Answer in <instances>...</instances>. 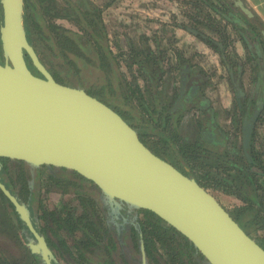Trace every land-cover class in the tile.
<instances>
[{
  "label": "trees",
  "instance_id": "trees-1",
  "mask_svg": "<svg viewBox=\"0 0 264 264\" xmlns=\"http://www.w3.org/2000/svg\"><path fill=\"white\" fill-rule=\"evenodd\" d=\"M215 1L194 0L193 4L199 9L198 3L208 5L214 14L226 16L228 10L216 7ZM23 19L29 44L54 80L78 86L109 106L137 131L145 146L146 140L152 142L153 148H148L151 152L193 177L205 190L219 191L236 199L240 205L229 214L250 237L252 233L264 232V151H251L250 147L252 162H248L232 147L214 153L206 144L192 141L188 136L177 137V132L167 134L171 114L159 110L160 103L149 105L141 88L136 84L132 87L118 72L116 61L122 54L111 52L102 10L91 0H24ZM57 20L71 23L76 30L59 25ZM233 25L238 27L236 23ZM25 59L34 74L40 76L27 55ZM0 64H3L1 49ZM126 64L137 68L147 83L146 89L158 95L160 102L173 89L166 78L171 76L173 68L148 45L137 51L129 44ZM177 66L181 71L189 65L181 61ZM93 78H100L102 83L106 82L105 86L98 88ZM201 79L192 80V84L201 83ZM133 97L139 100L138 106L133 104ZM202 102H196L195 108L202 111L205 105ZM178 128L177 123L173 130ZM190 160L194 166L189 164ZM5 161L0 159V179ZM40 167L46 169L38 175L45 179L46 193H59L61 197L56 206L43 204L40 199L35 205L40 233L48 230L50 234L47 239L53 264H209L185 237L152 212L130 211L125 206L126 212L109 205L97 187L92 189L94 184L81 176L64 168ZM185 167L188 172L184 171ZM196 168L202 169L201 174H195ZM0 198L10 205L8 208L2 202L4 209L9 214L14 212L1 192ZM47 217L53 219L49 225ZM12 221L21 220L13 215ZM255 241L264 250V236ZM18 249L20 255L5 250L9 258H2L4 251L0 250V264H23L24 258L30 264H44L28 248Z\"/></svg>",
  "mask_w": 264,
  "mask_h": 264
},
{
  "label": "water",
  "instance_id": "water-1",
  "mask_svg": "<svg viewBox=\"0 0 264 264\" xmlns=\"http://www.w3.org/2000/svg\"><path fill=\"white\" fill-rule=\"evenodd\" d=\"M237 5L251 15L240 1ZM0 7V159L22 162L30 170L45 165L81 176L112 204L155 214L209 264H264L263 248L207 190L151 152L109 106L78 86L54 80L26 38L24 0H0ZM26 55L40 76L30 71ZM246 124L245 150L253 127ZM0 192L34 236L31 253L52 264L26 206L1 180Z\"/></svg>",
  "mask_w": 264,
  "mask_h": 264
},
{
  "label": "rangeland",
  "instance_id": "rangeland-1",
  "mask_svg": "<svg viewBox=\"0 0 264 264\" xmlns=\"http://www.w3.org/2000/svg\"><path fill=\"white\" fill-rule=\"evenodd\" d=\"M91 1L97 4L102 10V19L106 28L108 41L110 42L108 46H110L115 55L122 54V56L117 58L116 61L118 72L123 74L126 82L132 85V87L136 84L141 88L145 100L149 105L153 106L154 104L149 90L146 89V81L143 79L142 74L136 70V67L130 68L126 64L129 55V44L137 51L142 49L145 44L148 45L153 52H159L164 63L172 66L173 69L176 68V62L179 59L178 56L180 54L181 60H186L188 64L201 69L208 77V81L203 86L202 92L215 108L219 124L229 130V132H234L239 146L240 124L237 121L236 129L234 128V122L232 121L234 101L232 99L229 74L221 61L220 52L218 50V47L224 46L223 54L227 55V59L231 62L233 57H231V55H233L231 49H234L235 51L238 47L241 48V44L238 42L239 35L233 31L231 26H229L231 24L228 20H215L214 15L213 18L211 17L214 20H210L208 19L209 16H207L208 10L206 7L201 6L199 11H195V8L186 0ZM109 2H111V5L106 6ZM198 5L200 6L199 3ZM193 18H195V20H191ZM196 18L200 19L196 20ZM56 22L67 29L76 30L71 23L65 20H57ZM223 23L228 36V40L226 41L210 29H221L220 24L223 25ZM1 24L2 20L0 21V26ZM200 45H202L203 48ZM174 76L178 78V73L176 71L174 72ZM113 78L115 77L113 76ZM92 82L98 88L105 86L104 84L106 83H102L100 78H93ZM107 88L108 87L105 89ZM133 100V104L138 106L139 100L137 99L136 101L134 97ZM139 109L141 108L139 107ZM168 127L171 131L168 130L169 132L167 131V134L179 133L177 137L182 138L187 136L188 131L185 122L180 123L179 128L176 131L173 130L172 124H169ZM146 145L150 149L153 148V144L149 140H146ZM171 153V150L168 149V154L171 155ZM167 162L170 163L169 161ZM189 164L194 166L192 160H190ZM199 167L202 168V166ZM201 170L202 169L198 170L196 168V171L194 172L198 175L201 174ZM208 192L226 209L227 212H231L235 206L240 205L236 199L224 195L219 191L209 189ZM43 195L50 196V194L44 193ZM53 197L54 196L51 198ZM3 230H5V232ZM8 231H10L12 236L16 234L15 230L10 226L9 212L4 209L0 199V235H5ZM261 236H264V232L251 234L253 239ZM6 247L7 244L0 241V250L4 251L3 258L10 257L8 252L5 251L7 250L5 249ZM16 253H18V251ZM19 253L21 254L20 251ZM19 253L17 255H20ZM22 261L23 264H30L26 258Z\"/></svg>",
  "mask_w": 264,
  "mask_h": 264
},
{
  "label": "flooded vegetation",
  "instance_id": "flooded-vegetation-1",
  "mask_svg": "<svg viewBox=\"0 0 264 264\" xmlns=\"http://www.w3.org/2000/svg\"><path fill=\"white\" fill-rule=\"evenodd\" d=\"M110 5L111 2L106 4V6H110ZM109 43L110 42L108 41V45ZM219 52H220L221 61L223 62L224 66L228 71L229 81L232 89L231 92L232 95L234 96V98H232L234 101V110L232 113V121L234 122L233 123L234 128L236 129L237 121L240 124L239 146L237 144L238 140L236 135H234V132L233 131L229 132V130H227L225 127L219 124L217 120V113L215 111V108L212 106L210 100L206 98L204 96V93L202 92L203 86L208 81V77L198 67L188 64L186 60H181V54L178 56L179 59L176 62V68L173 69V72L170 74L171 76L166 75L167 76L166 78L170 80L171 84H173L172 86L173 89L168 90V92H166L163 95L161 102L159 101V96L158 95L155 96L154 93L151 94V99L152 102L155 104L160 103V105H158L159 110L163 112L169 111V113L171 114V116L168 114L170 116L169 122L170 125L172 124V127L176 126L177 123L178 125H180V123H184V122L186 123L187 131L189 132V133L187 132V136L190 140L196 142L198 141L200 143L206 144L207 147H210L212 149V152L214 153H218L225 148L232 147L234 150L241 152L248 162H252L251 151H255V150L264 151V144H263L264 143V105L250 103L251 101V98L249 97L250 95L248 96L243 95V97L241 96L238 97V93H241V91L244 92L245 89L243 90L238 86H236L235 81H233L232 79V76L230 77V68L231 67L237 68V66L239 65V63L235 60L237 59L236 58L237 56L235 55V51L234 49L233 50L231 49V53L233 54L231 55V57L233 56L231 62L229 59H227L226 56H224L222 49H219ZM181 61L187 62L189 66L188 68L178 71L177 64L178 62ZM170 68L173 67L170 66ZM29 69L34 74V72L30 67ZM175 71L178 73V78L174 76ZM198 71L200 74L197 73ZM186 77L189 78V80H186ZM199 77L202 78L201 79L202 82L197 84L193 83L194 84L193 85L192 80L199 79ZM58 83L62 85L74 87L73 84L70 85V83L67 84L61 82ZM251 91L254 92L255 91L254 88L249 89L246 92V94L250 93ZM199 101H203L202 103L205 104L202 108V111L195 108L196 102ZM259 107H261V109L257 114L255 120L252 121L251 119ZM247 122H251L253 127L250 134L249 146L245 150L243 146L242 132ZM250 147L252 148L251 151H250ZM246 154L250 160L247 158ZM2 169L4 171L3 173H1L2 175L1 176L2 180L0 179L1 182L20 203L26 206L29 213L30 222L33 228L35 229V231L38 233L39 236L43 237L47 247H49L48 246L49 241L47 237H50V234L48 230H46L44 234L42 232L40 233L39 224H38L39 214L35 211V205L38 204L37 199H40L42 200L43 204H46L50 207L56 206L60 201L61 197L59 193L58 194L46 193V190H44L43 185L45 184V179H42L40 176L42 175L43 171H45L46 169L44 167H40V168L37 167L35 169L30 170L24 163L19 161H12L9 159H6L4 163V168ZM184 171L188 172L189 171L188 167H185ZM91 188L95 189V186H92ZM43 193L50 194V196L49 195L44 196ZM52 196L54 197L51 198ZM106 201L108 202L109 205H113L116 207V205L112 204L108 200ZM2 202L4 203L5 206L9 208L10 205H8L7 202L4 201ZM121 209L128 212L125 206L121 207ZM14 212H11V214H9V221L11 222L10 224L11 228L15 230L17 235L15 234L12 236V234H10V231H8L5 235L4 234L0 235V241L7 244V247L5 249L7 250L10 249L9 251H11L13 254H16L17 252L16 249L18 248H28L30 250L29 244H35L36 240L18 215L17 216L21 221H19V223H14L12 221L13 215L14 217H17L15 216L16 212L15 213ZM46 219H47V225L53 222V219L51 217H47ZM3 231L5 232V230ZM10 246L16 249H12ZM32 255H39V254H32ZM40 258L42 259L41 256ZM51 263L53 264L52 261ZM40 264L42 263L40 262Z\"/></svg>",
  "mask_w": 264,
  "mask_h": 264
},
{
  "label": "crops",
  "instance_id": "crops-1",
  "mask_svg": "<svg viewBox=\"0 0 264 264\" xmlns=\"http://www.w3.org/2000/svg\"><path fill=\"white\" fill-rule=\"evenodd\" d=\"M186 1L194 7V0ZM212 1L214 2L215 0ZM238 1H240L243 7L250 12V16H247L242 12L237 5ZM215 3L217 5L216 7L228 10V14L222 17L217 14H213V10L208 5L200 4V7L204 6L207 8V16H209L208 19L210 20H214L212 19L213 15L215 20H235V22L229 21L231 24L229 26H231L233 31L239 35L238 42L241 44V48L237 46L239 49L237 48L235 50V55L237 56V59L235 60L239 63V65L237 68H230V77L232 76L233 81H235V85L243 90L245 89L244 92L241 91V93H238V97L250 95V103L264 105V0H216ZM196 10L199 11L200 9L195 8V11ZM198 19L196 18V20ZM191 20H195V18ZM233 23L238 24V27L235 28ZM220 25L221 29H210L226 41L228 40V36L226 34L224 23L223 25ZM200 46L203 48L202 45ZM220 47L218 50L222 49L224 52V46ZM224 56L227 57V55ZM252 88H254L255 91H251L246 94V92ZM232 97L234 98L233 95Z\"/></svg>",
  "mask_w": 264,
  "mask_h": 264
}]
</instances>
